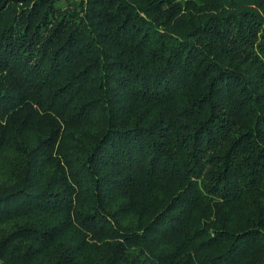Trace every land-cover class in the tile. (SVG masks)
Listing matches in <instances>:
<instances>
[{
  "label": "trees",
  "instance_id": "1",
  "mask_svg": "<svg viewBox=\"0 0 264 264\" xmlns=\"http://www.w3.org/2000/svg\"><path fill=\"white\" fill-rule=\"evenodd\" d=\"M0 264H264V0H0Z\"/></svg>",
  "mask_w": 264,
  "mask_h": 264
}]
</instances>
